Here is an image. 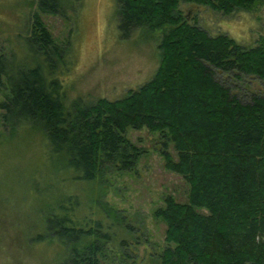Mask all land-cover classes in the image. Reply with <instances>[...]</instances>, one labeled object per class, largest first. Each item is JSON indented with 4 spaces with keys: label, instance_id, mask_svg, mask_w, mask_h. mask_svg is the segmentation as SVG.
<instances>
[{
    "label": "trees",
    "instance_id": "trees-1",
    "mask_svg": "<svg viewBox=\"0 0 264 264\" xmlns=\"http://www.w3.org/2000/svg\"><path fill=\"white\" fill-rule=\"evenodd\" d=\"M262 1L116 0L122 38L140 27L163 30L158 67L121 98L76 101L68 110L58 73L69 48L41 18L65 15L67 2L37 0L31 25L18 35L19 53L0 54L1 124L40 129L49 154L73 180L88 183L111 169H132L139 151L128 129L158 133L164 168L188 184V202L167 196L155 210L166 245L152 264H264V38L248 47L211 36L179 9L184 2L229 15ZM217 73L254 78L261 90L243 100ZM169 142L176 158L166 151ZM78 205L74 195L52 201L46 225L60 248L70 246L72 264H101L112 237L109 219L117 217L106 209L108 220L85 221Z\"/></svg>",
    "mask_w": 264,
    "mask_h": 264
},
{
    "label": "rangeland",
    "instance_id": "rangeland-1",
    "mask_svg": "<svg viewBox=\"0 0 264 264\" xmlns=\"http://www.w3.org/2000/svg\"><path fill=\"white\" fill-rule=\"evenodd\" d=\"M36 1L0 0L1 55L19 53L18 35L31 25ZM65 1V15L41 18L53 38L69 48L58 73L66 109L76 101L87 105L101 98L116 100L153 77L162 29L140 27L124 39L117 26L116 0ZM179 9L211 36L225 34L248 47L264 38V1L229 15L184 2ZM216 77L243 100L261 90L254 78L240 81L222 73ZM126 136L139 151L132 169H111L88 183L73 180L72 172L49 154L40 129L21 126L10 131L0 121V264H72L70 246L60 248L46 225L49 204L68 195L78 200L80 219L108 220L106 209L117 217L109 219L112 237L101 264H152L166 245L165 223L154 212L167 196L187 203L188 184L164 168L165 139L158 133L128 129ZM166 151L176 158L171 142Z\"/></svg>",
    "mask_w": 264,
    "mask_h": 264
},
{
    "label": "water",
    "instance_id": "water-1",
    "mask_svg": "<svg viewBox=\"0 0 264 264\" xmlns=\"http://www.w3.org/2000/svg\"><path fill=\"white\" fill-rule=\"evenodd\" d=\"M185 18L188 19V16L186 15Z\"/></svg>",
    "mask_w": 264,
    "mask_h": 264
}]
</instances>
